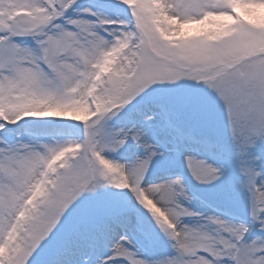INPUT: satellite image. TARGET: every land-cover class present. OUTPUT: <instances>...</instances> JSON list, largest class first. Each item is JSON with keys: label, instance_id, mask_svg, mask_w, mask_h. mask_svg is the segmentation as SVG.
<instances>
[{"label": "snow or ice", "instance_id": "snow-or-ice-1", "mask_svg": "<svg viewBox=\"0 0 264 264\" xmlns=\"http://www.w3.org/2000/svg\"><path fill=\"white\" fill-rule=\"evenodd\" d=\"M121 2L130 20L80 0H0V131L27 119L85 126L83 140L0 137V264H91L90 241L145 213L175 254L150 261L121 235L100 264H264V166L245 162L264 144V0ZM182 79L196 87L154 95L129 126L107 133L106 121L151 86ZM229 136L250 223L192 210L180 176L148 180L155 160L182 155L199 183L219 181L226 169L188 149ZM129 144L143 157L105 155Z\"/></svg>", "mask_w": 264, "mask_h": 264}, {"label": "rangeland", "instance_id": "rangeland-1", "mask_svg": "<svg viewBox=\"0 0 264 264\" xmlns=\"http://www.w3.org/2000/svg\"><path fill=\"white\" fill-rule=\"evenodd\" d=\"M80 7H91L93 10L117 20H130V11L121 0H80ZM119 26H113L117 29ZM30 42V41H29ZM196 87V82L182 79L175 84L157 83L151 86L144 97H138L118 116L108 119L105 123L109 135L120 128L129 126L135 113L143 108L147 100L154 95L174 94L184 89ZM85 126L80 122L62 120H33L21 121L18 125H8L0 131V137L11 141H23L30 143H54L68 140H83ZM188 151L198 159L207 160L217 167L225 168L224 176L213 184L199 183L187 167L186 157L177 155L173 162L162 165L159 159L155 160L148 180L160 182L180 176L183 178L191 202L185 204L192 210L202 213L204 216L216 215L233 223L251 222V193L243 187L246 177L240 172L242 158L238 149L228 138L213 140L212 144L201 142L193 144ZM254 157L246 160V163L254 164L259 170L264 166V144H258L254 149ZM105 155L120 162H130L137 156L143 157V150L129 144L120 152H106ZM259 183V181H257ZM116 191V190H114ZM134 199V198H133ZM185 223H202L198 219L185 218ZM211 228H215L212 225ZM121 235H127L138 250L139 255L148 260H156L167 255L175 254L172 247L173 241L159 228L156 221L145 213L142 222L131 225L118 224L97 235L84 249V255L89 257L91 264H100V261L112 253V245L119 240ZM117 264H127L126 260H120Z\"/></svg>", "mask_w": 264, "mask_h": 264}]
</instances>
